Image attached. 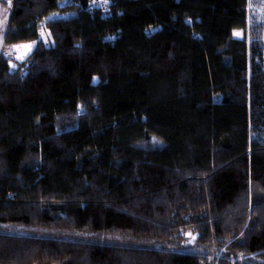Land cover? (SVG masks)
<instances>
[{"label": "trees", "instance_id": "trees-1", "mask_svg": "<svg viewBox=\"0 0 264 264\" xmlns=\"http://www.w3.org/2000/svg\"><path fill=\"white\" fill-rule=\"evenodd\" d=\"M12 1L4 44H36L0 55V264H264L250 0Z\"/></svg>", "mask_w": 264, "mask_h": 264}, {"label": "rangeland", "instance_id": "rangeland-1", "mask_svg": "<svg viewBox=\"0 0 264 264\" xmlns=\"http://www.w3.org/2000/svg\"><path fill=\"white\" fill-rule=\"evenodd\" d=\"M256 0H253V4H255ZM9 13L10 9L6 6V4L0 3V55H3L5 58H13L17 62H22L24 59L32 52V50L35 47L36 42H27L22 44H16V45H5L4 44V35L6 32L8 19H9ZM237 35V34H236ZM39 40H41L45 45L49 46L52 44L51 38L49 33L45 29H41L39 32ZM30 46V47H25ZM21 220H12L10 218L6 217H0V224H21ZM102 232L107 233L109 230L101 229ZM114 234H123V235H132V232L129 231H122V230H116V231H110ZM187 241L185 242V245L188 247H194L196 245V236L192 233L187 234ZM55 245L58 244V240L54 241ZM54 251H57L56 246H54ZM53 257H56V254H53ZM55 262V261H54ZM54 264L53 262H51Z\"/></svg>", "mask_w": 264, "mask_h": 264}, {"label": "built area", "instance_id": "built-area-1", "mask_svg": "<svg viewBox=\"0 0 264 264\" xmlns=\"http://www.w3.org/2000/svg\"><path fill=\"white\" fill-rule=\"evenodd\" d=\"M253 0H250V7H249V15H250V19H249V23L251 24L253 19L251 20V18H253L254 15H259L260 17H264V0H256L259 2V4L255 5L252 2ZM8 6H12L13 1L12 0H8L6 3ZM97 6L96 4H93L92 7ZM65 6L64 5H59V9H63ZM259 13V14H258Z\"/></svg>", "mask_w": 264, "mask_h": 264}, {"label": "snow or ice", "instance_id": "snow-or-ice-1", "mask_svg": "<svg viewBox=\"0 0 264 264\" xmlns=\"http://www.w3.org/2000/svg\"><path fill=\"white\" fill-rule=\"evenodd\" d=\"M25 47H30V46H25Z\"/></svg>", "mask_w": 264, "mask_h": 264}]
</instances>
